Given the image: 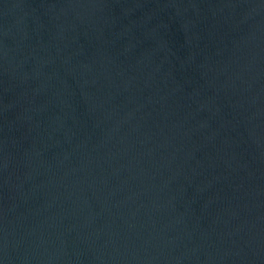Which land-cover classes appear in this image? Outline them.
<instances>
[{
    "label": "water",
    "instance_id": "1",
    "mask_svg": "<svg viewBox=\"0 0 264 264\" xmlns=\"http://www.w3.org/2000/svg\"><path fill=\"white\" fill-rule=\"evenodd\" d=\"M0 264H264V0H0Z\"/></svg>",
    "mask_w": 264,
    "mask_h": 264
}]
</instances>
